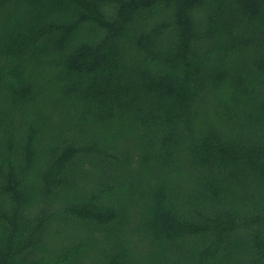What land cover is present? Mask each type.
<instances>
[{"label":"trees","instance_id":"1","mask_svg":"<svg viewBox=\"0 0 264 264\" xmlns=\"http://www.w3.org/2000/svg\"><path fill=\"white\" fill-rule=\"evenodd\" d=\"M0 264H264V0H0Z\"/></svg>","mask_w":264,"mask_h":264}]
</instances>
